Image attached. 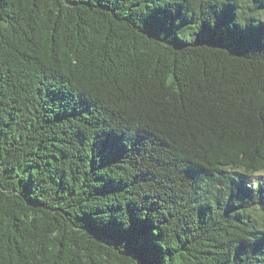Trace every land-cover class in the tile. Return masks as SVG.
<instances>
[{
	"label": "trees",
	"instance_id": "16d2710c",
	"mask_svg": "<svg viewBox=\"0 0 264 264\" xmlns=\"http://www.w3.org/2000/svg\"><path fill=\"white\" fill-rule=\"evenodd\" d=\"M0 264H264V0H0Z\"/></svg>",
	"mask_w": 264,
	"mask_h": 264
}]
</instances>
